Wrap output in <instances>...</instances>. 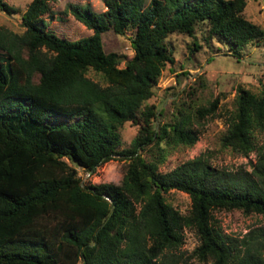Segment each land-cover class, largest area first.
Instances as JSON below:
<instances>
[{
  "label": "trees",
  "instance_id": "trees-1",
  "mask_svg": "<svg viewBox=\"0 0 264 264\" xmlns=\"http://www.w3.org/2000/svg\"><path fill=\"white\" fill-rule=\"evenodd\" d=\"M51 1L25 5L20 33L0 27V264H174L184 228L197 237L191 255L199 261L264 264V224L236 244L211 214L264 215V142L256 140L264 133V86L236 93L220 137L236 154L254 153L241 173L213 168L201 155L159 171L165 146H191L197 135L186 124L188 106L160 121L161 110L143 104L172 63L168 34L191 36L204 23L203 39L222 41L234 54L264 43V29L242 15L245 0H102L100 12L68 4L90 30L73 40L47 28ZM0 11L17 9L0 0ZM107 31L129 32L132 54L122 67V56L102 49ZM216 103L195 108L197 118L213 115ZM127 121L136 134L118 149V127ZM152 146L157 156L145 160L139 151ZM115 155L126 160L119 183H81L75 167L91 171ZM171 189L187 194L186 214L166 202Z\"/></svg>",
  "mask_w": 264,
  "mask_h": 264
},
{
  "label": "rangeland",
  "instance_id": "rangeland-1",
  "mask_svg": "<svg viewBox=\"0 0 264 264\" xmlns=\"http://www.w3.org/2000/svg\"><path fill=\"white\" fill-rule=\"evenodd\" d=\"M15 7L17 12L11 15L0 11V27L11 32L20 33L19 15L30 0H4ZM148 0H144L146 3ZM88 5L93 11L104 9L102 0H53L49 3L50 13L45 16L47 28L59 36L70 40L88 35L90 30L77 22L69 13L67 5ZM245 19L264 29V0H245L242 10ZM204 23H197L193 34L188 36L170 33L164 39L172 57V63H166L156 83L152 87V95L143 104L153 105L161 110L158 120L173 119L176 108L183 104L187 116L186 124L196 132L197 139L191 146L175 143L164 147L163 159L158 163L159 171H167L179 163L197 155L218 170L239 172L249 170V161H253L254 153L244 157L229 148L220 145V137L225 130L227 118L234 110V97L240 90L258 94L264 86V43L250 42L242 46L234 54L228 45L214 38L203 39ZM129 32L115 34L112 31L101 34L102 49L105 53L114 52L122 56L119 66L130 58L132 50L129 46ZM198 47L192 49V43ZM86 75L92 80L103 84L102 79L92 70ZM217 99L214 113L211 116L197 118L195 108L208 105ZM182 106V107H183ZM156 120V119H155ZM153 125H157V120ZM137 125L124 122L118 127V149L127 148L135 136ZM257 143L264 142V133H256ZM149 150L139 151L145 160L151 155L157 156L158 151L152 146ZM126 160L119 155L113 156L88 171L75 167L82 184L110 182L117 184L124 173ZM166 202L180 214H186L190 201L186 193L175 189L164 194ZM212 223L224 236L225 240L239 244V241L252 229L264 224V215L244 214L238 209H214ZM198 244L197 237L191 228L182 229V243L174 251V264H209L199 261L191 255L192 249Z\"/></svg>",
  "mask_w": 264,
  "mask_h": 264
},
{
  "label": "water",
  "instance_id": "water-1",
  "mask_svg": "<svg viewBox=\"0 0 264 264\" xmlns=\"http://www.w3.org/2000/svg\"><path fill=\"white\" fill-rule=\"evenodd\" d=\"M107 199V196H104Z\"/></svg>",
  "mask_w": 264,
  "mask_h": 264
}]
</instances>
